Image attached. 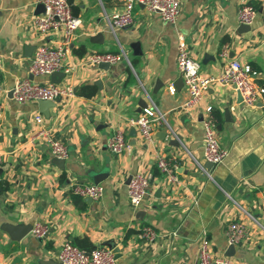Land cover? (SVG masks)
Segmentation results:
<instances>
[{
    "label": "crops",
    "instance_id": "obj_1",
    "mask_svg": "<svg viewBox=\"0 0 264 264\" xmlns=\"http://www.w3.org/2000/svg\"><path fill=\"white\" fill-rule=\"evenodd\" d=\"M35 1L0 0V264H59L67 241L86 250L111 248L116 264H200L204 239L212 257L264 264V99L247 107L237 92L213 83L197 105L187 108L189 95L177 66L182 33L202 75H219L234 59L250 65L264 86V0H248L257 15L247 30L238 20L240 0H180L175 24L138 3L133 24L115 32L105 13L121 10L123 0H72V13L81 19L68 59L74 69L59 85L71 86L76 95L53 101L49 117L38 101L19 103L11 92L24 78L51 82V76H32L29 67L39 45L56 47L63 38L62 29L39 33ZM99 33L103 37L91 41ZM120 51L131 66L125 59L107 68L87 62L92 53ZM84 86L94 94L81 95ZM152 103L166 114L173 132L158 126L152 141L145 142L127 119ZM208 107L229 150L212 169V178L200 167L207 164L202 120ZM39 114L42 125L35 120ZM41 127L67 144L69 157L62 167L42 139H33ZM117 129L124 131L132 153L109 150L108 139ZM158 155L177 161L178 181H168L156 169ZM136 173L150 179V188L140 207L133 208L127 186ZM92 183L104 187L100 200L74 194V185ZM232 222L244 225L246 234L228 256ZM36 223L49 227L44 239L30 231L16 242L4 230L7 224ZM144 226L159 232L156 242L138 238Z\"/></svg>",
    "mask_w": 264,
    "mask_h": 264
},
{
    "label": "built area",
    "instance_id": "obj_2",
    "mask_svg": "<svg viewBox=\"0 0 264 264\" xmlns=\"http://www.w3.org/2000/svg\"><path fill=\"white\" fill-rule=\"evenodd\" d=\"M35 2L44 6V11L38 14L35 19L39 33L47 34L62 29L63 38L56 47L48 44L39 45L32 57L29 72L32 76H51L55 72L70 74L74 66L69 63L68 59L72 52V41L81 19L72 13L68 0H36ZM138 3L143 4L148 11L160 14L162 19L172 24L177 23L181 15L180 0H123L121 10L112 14L105 13V19L110 30L115 32L116 29L132 25L134 8ZM256 15L257 10L253 4L248 0H240L238 8L240 24L251 26ZM226 55V51L223 50L221 56ZM123 59L131 66L124 51L92 53L87 62L113 64ZM177 66L189 95L184 103L187 108L197 105L213 83H218L239 93L242 97V103L247 107H254L264 99V86L257 82V72L250 65H243L238 60L229 61L219 75H202L201 63L191 56L185 36L182 33H178ZM11 92L14 99L19 103L38 100L55 101L64 96L73 97L76 95V91L71 86H61L52 82L40 83L30 78L16 81ZM2 111L3 104L0 91V119ZM212 112V107H208L207 116L202 120L203 156L207 162L212 164V167L210 169L204 166L200 167L209 178H212V169L222 164L229 154V150L221 144L218 138L216 120ZM35 120L40 125L44 122V118L40 114L35 117ZM127 120L131 126L139 129L145 142L152 141L154 130L158 126L173 132L166 114L153 103L144 108L139 115L129 117ZM35 138L45 142L53 158L65 160L69 157L67 144L54 137L43 127L33 135V139ZM107 144L113 154H130L133 151V146L126 138L124 131L120 129L113 132ZM1 161L2 154L0 153ZM155 166L168 181H178V163L174 158L158 155ZM149 188L150 179L147 176L136 173L131 177L127 186V195L133 208L140 207L149 193ZM72 189L81 197H90L95 201L100 200L104 195V187L100 183L76 184ZM48 232L49 227L42 223H36L31 230L37 239H44ZM245 234L244 225L239 222H232L227 229L228 243L230 245L240 243ZM159 236V232L152 226H144L138 233V238L146 243L156 242ZM199 258L200 264H231L228 258L212 257L206 239L202 240ZM58 261L60 264H116L117 258L111 248L98 246L88 251L67 241L61 247Z\"/></svg>",
    "mask_w": 264,
    "mask_h": 264
},
{
    "label": "water",
    "instance_id": "obj_3",
    "mask_svg": "<svg viewBox=\"0 0 264 264\" xmlns=\"http://www.w3.org/2000/svg\"><path fill=\"white\" fill-rule=\"evenodd\" d=\"M38 7H39L40 12L44 11V6L42 4H39ZM241 27H242L243 30H247V29H249L250 26L242 24ZM102 37H103V34L99 33V34L93 36L91 38V41H93L95 39H101ZM132 46H133L134 49H137L136 47H138V43H134ZM109 65L110 64L106 63V62L101 63V66L104 67V68L109 67ZM63 77H65V74L63 72H55V73H53L51 75V82L59 84ZM179 82L181 84H184L182 77L179 79ZM157 85L159 87L163 86L162 83H161V85L160 84H157ZM238 95H239L238 101L241 102L242 101V97H241V95L239 93H238ZM38 104L40 106L41 112L46 117H49V109H50V107H53L55 105V102L49 101V100H38ZM229 112H230L229 108H227L226 109V115H227L228 121L231 122L233 119H232V117H230V113ZM55 160H56V163L59 165V167H62L63 164H64V161H65L63 159H55ZM211 167H212V164L207 162L206 168L210 169ZM86 199H87V201H91L92 200L90 197H86ZM32 228H33L32 225H10V224H7V225L4 226V230L8 233L10 238L13 241H16V242H20L23 238H25L30 233ZM233 250H234V245L232 244V245L229 246L228 253L226 255L231 256ZM43 264H54V261H45V263H43Z\"/></svg>",
    "mask_w": 264,
    "mask_h": 264
},
{
    "label": "trees",
    "instance_id": "obj_4",
    "mask_svg": "<svg viewBox=\"0 0 264 264\" xmlns=\"http://www.w3.org/2000/svg\"><path fill=\"white\" fill-rule=\"evenodd\" d=\"M69 1V3H70V6H71V10L73 11V13L75 14V5L73 4V1L72 0H68ZM80 94L81 95H85V96H92L94 93L92 92V91H89L88 90V87L87 86H84L83 88H81V90H80ZM157 169V168H156ZM158 170V169H157ZM159 171V170H158ZM74 192V191H73ZM74 194H76L78 197H80V198H83V197H81L80 195H78L77 193H75L74 192ZM75 244V243H74ZM75 245H77V246H79V244H75ZM79 247H81V248H83V246H79ZM87 250L89 251V250H91V248H87Z\"/></svg>",
    "mask_w": 264,
    "mask_h": 264
}]
</instances>
